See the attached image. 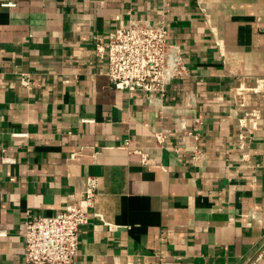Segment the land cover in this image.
<instances>
[{"label": "crops", "instance_id": "0c3cea01", "mask_svg": "<svg viewBox=\"0 0 264 264\" xmlns=\"http://www.w3.org/2000/svg\"><path fill=\"white\" fill-rule=\"evenodd\" d=\"M138 18L188 68L161 100L95 55ZM88 177L74 264H264V0H0V264H23L27 210L57 214Z\"/></svg>", "mask_w": 264, "mask_h": 264}, {"label": "built area", "instance_id": "2783aa9c", "mask_svg": "<svg viewBox=\"0 0 264 264\" xmlns=\"http://www.w3.org/2000/svg\"><path fill=\"white\" fill-rule=\"evenodd\" d=\"M94 42L95 55L105 61V75L114 89L129 94L141 92L148 100L155 97L161 100L172 83L188 74L181 48L169 41L168 26L163 19L130 20L126 26L115 27L104 40L95 37ZM29 83L28 75L22 73L21 84ZM257 117V112H253L252 119ZM200 125L195 118L187 134L198 140ZM163 139L161 133L156 134L158 143ZM124 143L128 145V140ZM95 194L96 178L88 177L79 199L71 196L57 214L35 215L27 210L23 223V264H74L80 231L89 223L90 216L96 215L89 210ZM3 235L5 231L0 230V236Z\"/></svg>", "mask_w": 264, "mask_h": 264}]
</instances>
